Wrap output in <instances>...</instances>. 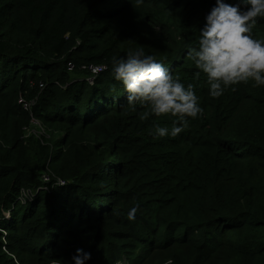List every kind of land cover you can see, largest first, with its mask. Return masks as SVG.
<instances>
[{
	"label": "trees",
	"instance_id": "trees-1",
	"mask_svg": "<svg viewBox=\"0 0 264 264\" xmlns=\"http://www.w3.org/2000/svg\"><path fill=\"white\" fill-rule=\"evenodd\" d=\"M214 3L0 0V264H264V86L212 99L186 55ZM138 47L195 87L176 138L111 76Z\"/></svg>",
	"mask_w": 264,
	"mask_h": 264
},
{
	"label": "clouds",
	"instance_id": "clouds-1",
	"mask_svg": "<svg viewBox=\"0 0 264 264\" xmlns=\"http://www.w3.org/2000/svg\"><path fill=\"white\" fill-rule=\"evenodd\" d=\"M143 0H136L139 6ZM264 19V0H237L227 3L215 0L199 29L197 42L187 48L186 55L197 71L194 78L205 76L208 96L218 99L239 84L264 86V39L253 37V29ZM110 73L126 95L131 112L137 107L146 109L141 121L150 117H172L171 127L154 122L149 135L154 139L176 138L187 127L189 120L203 113L199 97L192 83L185 84L173 75L155 56L146 54L143 47L129 49L124 55L110 57ZM139 204L127 211V219L134 221ZM91 253L76 248L71 264H86ZM127 264L118 261L114 264ZM166 264H174L168 259Z\"/></svg>",
	"mask_w": 264,
	"mask_h": 264
},
{
	"label": "built area",
	"instance_id": "built-area-1",
	"mask_svg": "<svg viewBox=\"0 0 264 264\" xmlns=\"http://www.w3.org/2000/svg\"><path fill=\"white\" fill-rule=\"evenodd\" d=\"M82 68H83V69H86L87 71H90L91 76L88 77V81L92 82L93 79L95 78V75H97L98 73H100V72L103 70L104 67L101 66V65H93V64H89V65H87V66H82ZM58 184L63 185V184H65V181L59 179V180H58ZM40 189H45V190H47V188H46L45 186H43V187L40 188ZM20 200H21L22 202H24V198H23V197H21Z\"/></svg>",
	"mask_w": 264,
	"mask_h": 264
},
{
	"label": "rangeland",
	"instance_id": "rangeland-1",
	"mask_svg": "<svg viewBox=\"0 0 264 264\" xmlns=\"http://www.w3.org/2000/svg\"><path fill=\"white\" fill-rule=\"evenodd\" d=\"M7 216H9V214H7ZM120 264H123V263H120Z\"/></svg>",
	"mask_w": 264,
	"mask_h": 264
}]
</instances>
